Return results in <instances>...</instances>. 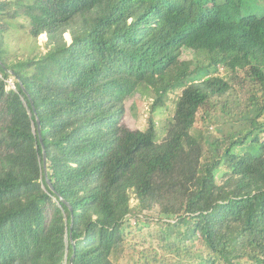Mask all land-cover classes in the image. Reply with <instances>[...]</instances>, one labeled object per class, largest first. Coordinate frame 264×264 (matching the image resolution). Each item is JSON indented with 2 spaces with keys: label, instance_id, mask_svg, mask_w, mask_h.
<instances>
[{
  "label": "trees",
  "instance_id": "obj_1",
  "mask_svg": "<svg viewBox=\"0 0 264 264\" xmlns=\"http://www.w3.org/2000/svg\"><path fill=\"white\" fill-rule=\"evenodd\" d=\"M175 92L162 142L122 122ZM131 195L165 254L264 264V0H0V264H113Z\"/></svg>",
  "mask_w": 264,
  "mask_h": 264
},
{
  "label": "rangeland",
  "instance_id": "obj_2",
  "mask_svg": "<svg viewBox=\"0 0 264 264\" xmlns=\"http://www.w3.org/2000/svg\"><path fill=\"white\" fill-rule=\"evenodd\" d=\"M22 21L16 23V31H12L6 37V45L11 58H20L22 56H27L29 52L35 53L45 52L46 36L40 35L37 37L35 42L28 35L27 29L20 28ZM63 38L67 43L71 42L70 36L67 34L63 35ZM199 59H203V54L198 55ZM190 59V58H186ZM205 64L208 61L204 57ZM220 76L225 75V71L220 70ZM7 90L13 89V79L11 78L8 81L6 87ZM178 96V92L169 94L168 99L165 103V107L160 110H155L151 113V104L152 100L149 96H140L138 93L135 94L126 104L125 115L122 119V122L131 130H144L147 127V122L150 117L153 118L155 122V141L162 142L167 133L168 123L172 118L174 110V100ZM132 108V111H131ZM230 128H223L219 131V134L216 133L215 137H218L227 131ZM211 131V127L209 128ZM218 182L221 180L218 178ZM137 201L134 199L133 195L130 196V209L132 210L129 214V221L126 223L124 235H123V250L120 253L114 254L111 256V261L113 264H144L146 262L145 256L150 258H165L170 261H175L176 263L185 262L186 264H191L192 262H198L197 257H207V252L204 247H199L197 252L193 253L190 257H185L181 254V257L174 256L173 253H164L160 249L157 240H153L150 237L148 238V233L152 231L153 228L158 227V223L153 220L156 218L149 217L145 213L137 214L135 213ZM148 218V220H146ZM171 221V220H170ZM144 224H147L144 226ZM65 264V263H64Z\"/></svg>",
  "mask_w": 264,
  "mask_h": 264
},
{
  "label": "water",
  "instance_id": "obj_3",
  "mask_svg": "<svg viewBox=\"0 0 264 264\" xmlns=\"http://www.w3.org/2000/svg\"><path fill=\"white\" fill-rule=\"evenodd\" d=\"M24 92H25V90H24ZM36 122H37V125H38L39 141H40V144L42 145L43 142H42V139H41V136H40V123H39L38 118L36 119ZM43 167H44V172H45V177H46L47 176L46 175V157H45L44 149H43ZM46 183H47L48 187L50 188V190L53 191V187L51 186V184H50L49 180L47 179V177H46ZM59 199H60L61 202H63L64 204L67 205V202L63 198L59 197ZM72 245H74L73 242H72ZM72 259H73V256H72L71 260L69 261V264H72Z\"/></svg>",
  "mask_w": 264,
  "mask_h": 264
},
{
  "label": "bare ground",
  "instance_id": "obj_4",
  "mask_svg": "<svg viewBox=\"0 0 264 264\" xmlns=\"http://www.w3.org/2000/svg\"><path fill=\"white\" fill-rule=\"evenodd\" d=\"M67 36H68V34H67Z\"/></svg>",
  "mask_w": 264,
  "mask_h": 264
}]
</instances>
